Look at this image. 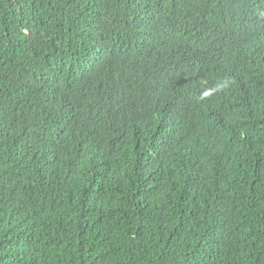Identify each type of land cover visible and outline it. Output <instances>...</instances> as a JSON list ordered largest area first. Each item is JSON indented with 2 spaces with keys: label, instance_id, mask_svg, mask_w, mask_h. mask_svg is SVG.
Here are the masks:
<instances>
[{
  "label": "trees",
  "instance_id": "trees-1",
  "mask_svg": "<svg viewBox=\"0 0 264 264\" xmlns=\"http://www.w3.org/2000/svg\"><path fill=\"white\" fill-rule=\"evenodd\" d=\"M0 264H264V0H0Z\"/></svg>",
  "mask_w": 264,
  "mask_h": 264
},
{
  "label": "clouds",
  "instance_id": "clouds-1",
  "mask_svg": "<svg viewBox=\"0 0 264 264\" xmlns=\"http://www.w3.org/2000/svg\"><path fill=\"white\" fill-rule=\"evenodd\" d=\"M229 85H230V81L228 79L217 81L214 87L211 89L204 87V90L201 92V95L199 98L200 100H205L209 98L211 95H213L214 93H217V92H220L226 89L227 87H229Z\"/></svg>",
  "mask_w": 264,
  "mask_h": 264
}]
</instances>
